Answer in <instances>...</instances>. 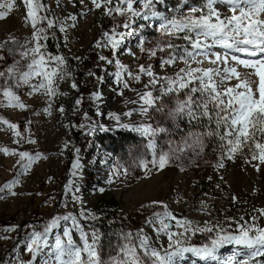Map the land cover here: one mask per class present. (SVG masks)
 <instances>
[{
	"label": "rangeland",
	"instance_id": "374dc122",
	"mask_svg": "<svg viewBox=\"0 0 264 264\" xmlns=\"http://www.w3.org/2000/svg\"><path fill=\"white\" fill-rule=\"evenodd\" d=\"M15 2L17 16L14 18L8 17L7 6L0 8V12L7 13V18L0 20V44L5 49L14 46L10 44L13 40L26 43L32 39L33 28L26 18L27 8L23 0ZM42 2L48 6V11L39 14L51 13L49 18L58 22L47 32L48 51L66 59V68L71 76L57 81L58 94L52 97L41 93L29 96L26 93L30 88L20 87V91L16 92L27 105L26 110L0 107V114L3 115L0 119L18 125L15 131L24 137L15 143L18 137L14 135V130L0 123V149L10 150L7 155L0 152V187L17 178L19 156L11 153L26 151L41 154V158L33 161L25 174L18 177L19 183L12 188L15 195L7 191L0 194L4 196L0 199V264H43V260L48 258L47 249L36 260L27 251L31 234L43 232L53 218L65 216L75 217L86 232L98 231L101 255L105 259L117 254V245L122 243L121 233L135 235L141 229L150 237L152 246L160 250L167 248L168 238L157 236L147 224L154 212L163 211L160 204H153L154 201L167 205L171 213L191 221L193 227L207 225L213 229L212 233L189 234L188 245L210 243L217 229L235 233L238 225L255 223L261 227L264 216L258 210H264V164L252 160L248 147L233 160H228L222 155L219 136L205 135L203 151L199 155L189 150L181 154L180 159H170L162 170L150 163L148 170L140 167L141 160L152 159L147 148L151 138L131 131L132 126L152 125L168 130L155 137L158 153L168 151L170 141L180 142L190 131H217L215 117L212 123L198 128L194 125L196 122L190 125L186 117L171 119L155 109H149L147 114L139 111V94L151 91L154 96H159L161 88L167 86L165 80L160 79L155 87L146 88L151 78L139 72L140 66H151L158 77H174L185 67L179 61L172 66L161 67V58H167V50L158 51L155 57L140 51L138 40L141 36L146 41L145 48L165 43L166 38L155 27L159 22L136 17L133 30L126 35L125 43L114 56L111 48H102L97 41L103 43L102 34L122 24L126 17L115 13L106 16L105 6L96 9L91 0H83V3L81 0H59V6L57 0ZM193 6L203 7L204 0H162L156 4L155 10L172 18L187 15ZM216 7L219 10L222 8L220 5ZM134 8L139 10L141 5L134 4ZM59 23L66 27V32L59 31ZM43 26L47 27L46 23ZM117 31L126 30L118 28ZM172 43L180 47L186 44L176 38H172ZM0 55L5 57L0 60V71L19 58L7 51L0 52ZM116 61L128 72L139 74L140 81L128 79L125 73L128 87L118 83L115 79ZM197 66L195 63L192 65ZM200 67L215 65L205 62ZM220 67L223 68V65ZM237 70L242 74L254 71L239 65ZM237 83L233 78L224 87H234ZM187 91L183 90L179 99H184V92ZM0 99L4 98L0 96ZM78 99L79 104L76 103ZM176 100V94H171L163 97L162 103L167 110L175 106ZM4 102L7 103L6 100ZM61 108L63 111H60ZM128 112L132 115H125ZM181 121H186L185 127L180 126ZM219 131L223 132V128ZM117 139L119 142L116 143ZM257 139L264 142L259 134ZM29 140L35 143H29ZM73 162L79 163L75 177L71 175ZM221 162L224 167L218 166ZM256 164H259V171L253 166ZM70 180L73 181V192L66 193L65 185ZM73 195L77 199H73ZM111 203L117 205V212L112 209ZM81 213H91L95 219H82ZM253 217L257 219L253 221ZM70 226V222L60 219V226L49 235V242L54 243L55 237L62 236L63 229ZM9 227L15 230H6ZM73 237L79 243L78 233L73 232ZM218 251L220 255L230 252L247 256L239 260H247L248 264H264V256L252 257V249L235 245L232 249L223 246ZM180 264L204 262L186 254Z\"/></svg>",
	"mask_w": 264,
	"mask_h": 264
},
{
	"label": "snow or ice",
	"instance_id": "6c2138e0",
	"mask_svg": "<svg viewBox=\"0 0 264 264\" xmlns=\"http://www.w3.org/2000/svg\"><path fill=\"white\" fill-rule=\"evenodd\" d=\"M159 2L162 0H91L96 9L105 6L106 16H113L115 13L126 17L122 24H117L110 32H104L102 34L104 42L97 41V44L102 48H111L115 56L125 43L126 35L133 30L136 17L145 21H158L155 27L157 32L166 38L165 43H157L153 48H145L146 41L141 36L138 40L140 51L155 57L158 51L167 50V58H161V67L172 66L178 61L185 67L181 68L174 77H158L151 66L148 68L140 66L139 72L151 78L145 85L146 88L155 87L160 79L165 80L167 86L161 88L159 96H154L151 91L139 94V111L147 114L149 109H155L157 112L165 113L171 119L186 117L190 125L201 121L202 118L211 121L214 116L217 131L211 129L199 133L190 131L187 136L182 137L180 142L170 141L168 151L158 153L155 137L168 130L161 126H132L131 131L145 138H151L147 148L151 151L152 159L141 160L140 167L148 170L150 163L154 168L158 166V169L162 170L170 159H180V155L189 150L199 155L200 151H203L205 135L219 136L222 155L228 160H233L238 153L248 147L252 160H259V164H264V142L257 139V134L264 138V19L260 18L264 15V0H204L203 7L193 6L188 10L187 15L172 18L155 10ZM23 3L27 8L26 18L33 28L32 39L26 43L13 40L14 46L7 49L0 44V52L7 51L19 57L0 71V81H2L0 96L4 98L0 99V107L26 110L27 105L21 101L14 89L28 86L30 91L26 95L41 93L52 97L58 94L57 81L64 80L71 76V73L67 71V61L62 55L48 51L47 32L58 24L49 18L51 13L39 14L47 12L48 6L42 0H23ZM137 3L141 5L139 10L134 8V4ZM57 5L59 6V0ZM107 5L114 6L107 7ZM217 5L226 6L227 12L231 15L221 12ZM12 7L11 3L7 5L9 10ZM197 12L200 13L199 16L195 15ZM6 18L7 13L0 12V20ZM45 23L47 27L43 26ZM118 28L126 31H117ZM59 31L66 32V27L62 23H59ZM54 36L55 33H53ZM172 38L184 40L185 46L180 47L172 43ZM29 44L32 46L29 47ZM4 58L0 55V60ZM101 59L106 58L101 57ZM205 62L215 67H200ZM116 63L115 79L118 83H122L125 88L128 87L124 79L125 73L128 79L140 81L139 74L134 75L128 72L123 65L119 64V61ZM194 63L198 66L192 67ZM220 65H223V68ZM237 65L254 71L242 74L237 70ZM253 76L257 79L253 80ZM233 78L238 83L234 87L225 88V83ZM72 87H76L75 83ZM185 89L188 90L184 92L185 98L179 99V94ZM197 93L200 95L197 96ZM171 94H176L177 100L174 107L166 110L162 100L163 97ZM5 100L7 103L4 102ZM76 103H80L79 99ZM60 111L63 109L61 108ZM125 115L131 116L132 113L128 112ZM116 119L119 121V117ZM0 123L14 130V135L18 137L15 143L24 139L19 131H15L18 125L3 119H0ZM121 127H129V125H121ZM221 127L223 132L219 131ZM28 142L35 143L33 140ZM0 152L10 154L8 148H2ZM11 154L19 156L17 178L0 187V194L7 191L15 195L12 188L19 183L18 177L25 174L33 161L41 158L40 153L31 154L26 151ZM259 164L253 165L257 171L260 170ZM218 166L224 167L223 162ZM78 168L79 163L73 162L71 172L73 177L78 175ZM72 184L73 181L70 180L65 185L66 193L73 192ZM3 198L4 196L0 195V199ZM73 199L77 197L73 195ZM153 204H160L163 211L154 212L147 220V224L152 227L157 236L164 235L168 238V247L162 250L152 246L150 237L141 229L135 235L131 232L121 233L122 243L117 245V254L109 255L105 259L101 255V236L98 231L86 232L75 217L65 216L53 218L44 227L43 232H33L30 243L26 246L27 251L32 254V259L36 260L47 249L48 258L43 260V264H180L186 254H191L204 264H248L247 260L232 257L219 261L217 252L225 245L252 249V257L264 256V227L255 223L238 225L235 233L217 229L215 238H212L210 243L202 246L188 245L189 234L212 233L213 229L207 225L203 228L193 227L191 221L186 218H177L171 213L167 205L155 201ZM258 211L264 216V210ZM81 218L95 219L91 213H81ZM60 219L70 222L71 226L65 227L62 236H56L54 243H50L49 235L60 226ZM256 219L253 217V221ZM174 229H182V231ZM6 230L14 231L15 229L9 227ZM73 232L78 233L79 243L74 240Z\"/></svg>",
	"mask_w": 264,
	"mask_h": 264
},
{
	"label": "bare ground",
	"instance_id": "6f19581e",
	"mask_svg": "<svg viewBox=\"0 0 264 264\" xmlns=\"http://www.w3.org/2000/svg\"><path fill=\"white\" fill-rule=\"evenodd\" d=\"M9 3H11L13 5L12 9L11 10H8V17H16V12L14 10V7H16V2L15 0H0V5H4V6H7ZM219 6V5H218ZM222 8L220 9L221 12L225 13L226 15H231V13L227 12V8L226 6H223V5H220ZM1 8V7H0ZM262 19H264V15H262ZM216 51H219V49H215ZM230 63H234V62H231ZM261 227H264V220L262 221V224H261ZM228 246L229 249H232V248H235V245H225L224 248H226ZM227 251V249H226ZM219 252V251H218ZM235 258V259H240V258H246L247 256H244L242 257L241 255H238L237 253L236 254H232V253H226V254H223V255H220V254H217V258L219 261H224V260H227L228 258Z\"/></svg>",
	"mask_w": 264,
	"mask_h": 264
},
{
	"label": "trees",
	"instance_id": "16d2710c",
	"mask_svg": "<svg viewBox=\"0 0 264 264\" xmlns=\"http://www.w3.org/2000/svg\"><path fill=\"white\" fill-rule=\"evenodd\" d=\"M202 1H203V0H202ZM16 41L21 42V40H16ZM10 44H13V42H10ZM14 90H15V91H20L19 88H18V89H14ZM0 115L3 116L2 114H0ZM213 119H214V116H213ZM213 119H212L211 121H209L207 118H202L201 121L196 122L194 125H196L198 128H199V127L204 128V126H205L208 122L212 123V122H213ZM185 124H186V121H181L180 126L185 127V126H186ZM210 126H211V124H210ZM123 138H124V137H122V139H123ZM115 142H116V143L119 142V139H117ZM111 206H112V209H113L115 212L118 211V207H117L116 204L111 203Z\"/></svg>",
	"mask_w": 264,
	"mask_h": 264
}]
</instances>
